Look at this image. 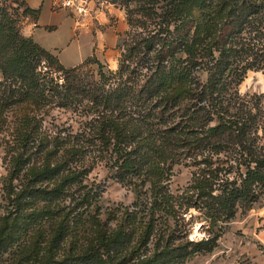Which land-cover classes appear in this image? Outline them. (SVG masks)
<instances>
[{
  "label": "trees",
  "instance_id": "16d2710c",
  "mask_svg": "<svg viewBox=\"0 0 264 264\" xmlns=\"http://www.w3.org/2000/svg\"><path fill=\"white\" fill-rule=\"evenodd\" d=\"M135 1L153 15L151 27L127 48L123 40L118 66L100 71V85H86L80 78L68 79L67 72L80 64L64 67L30 37L18 34L6 0H0V80L26 90L32 103L31 111L18 117L21 148L9 157L10 173L26 180L21 190L26 194H19L23 202L18 198L10 220L0 216V264H170L192 250L210 249L215 232L171 243L175 225L167 218L176 220L175 205L180 202L176 204L160 182L165 159L172 161L179 153L177 143L187 144V150L203 160L222 152L219 160L227 163L218 193L207 184L212 172H218L216 165L195 180L188 194L210 228L231 217L236 203L250 204L264 194V105L255 93L240 94L236 88L247 68L264 65L263 0H228L225 15L223 3L218 6L224 0ZM157 1L159 11L153 8ZM19 2L33 15L34 9ZM130 12L127 9L128 21ZM222 16L226 20L219 22ZM238 16L260 19L251 22L247 42L234 40L241 30L233 26ZM42 52L55 58L56 68L65 72L63 81L42 70ZM198 71L205 72L202 81ZM107 81L111 85L104 87ZM53 100L91 111L90 125L107 146L116 177L134 186L149 183L146 209H123L110 225L91 210L89 199L96 192L92 188L70 207L57 204L78 182L80 164L75 159L78 147L67 144L65 135L48 144L33 122L39 101ZM230 167L236 171L231 177ZM29 194L43 201L33 205ZM56 213L62 214L51 235L43 236L38 226L29 237L33 222L50 220Z\"/></svg>",
  "mask_w": 264,
  "mask_h": 264
},
{
  "label": "rangeland",
  "instance_id": "374dc122",
  "mask_svg": "<svg viewBox=\"0 0 264 264\" xmlns=\"http://www.w3.org/2000/svg\"><path fill=\"white\" fill-rule=\"evenodd\" d=\"M105 1L114 3L125 13L128 25L124 38L125 47L127 48L134 42H139L140 37L145 35L151 27L149 22L154 19L153 15L150 12L140 10L138 7L142 3L135 0L128 3L123 0ZM6 3L8 5L7 11L10 17L14 19L16 32L21 36H25L22 33L21 26L25 21V17L31 16L32 13L28 9H24L19 0H6ZM149 3L147 5H150ZM154 3V10L159 11L161 1ZM222 3L224 7L221 14L225 15L230 4L228 0H224V2H219L218 6ZM127 9H131L129 13L131 20L129 21ZM244 11H246V8ZM197 12L194 10L195 14ZM235 12L239 13L238 10H235ZM224 19L226 20V16L220 17L218 21L222 22ZM254 19L260 20L258 16H251V19L250 17L238 16L234 20L233 26H240L241 29L234 36L236 43L248 41V37L251 35L249 34L251 26H253L251 22ZM121 50L123 51V48ZM119 54L114 63L100 60L98 63V60L88 59L67 72L69 73L68 79L80 78L81 82H85L86 85H100L102 83V79L99 78L100 71L114 70L118 66ZM39 58L42 70H49L58 83L63 81L62 76L65 72L56 68L58 63L51 54L42 52ZM198 75L200 81H202L205 72L198 71ZM0 82V92L4 89V92L0 95V216L6 215L7 219L10 220L18 198L20 201L23 200L22 195L19 194H26V191L21 192L26 180L20 178V176L15 177L10 173L9 157L21 148L17 141L16 132L18 117L26 111L30 112L29 107L32 106V103L25 94L26 90H20L16 86L8 84L6 80H0ZM262 82H264V65L257 68L249 67L243 73L236 88L240 94L255 93L260 100L259 103L264 105V93L260 91ZM110 85L111 82L107 81L104 87ZM9 89H12V91L9 92ZM36 109V111L33 110L35 113V121L33 122L38 127L39 134L45 136L48 144L54 142L61 135H65L67 144H74L79 149L75 157L80 164L78 178H76L78 182H74L67 188V193L57 200V204L70 207L75 201H78L76 198L84 190L92 188L96 192L95 197L89 199L91 210H96L100 220L110 225L116 222L117 215L123 209L127 208L128 211L139 208L146 209L150 193L149 183L143 182L134 186L133 181H124L116 177L115 166L110 164L111 155L109 151L105 150L107 146L101 144L95 127L93 128L90 125L92 122L91 111L83 108L82 105L74 107L73 103H66L64 100H53L45 104L39 101ZM169 147H173V144H170ZM176 147L179 153L172 161L165 159V166L167 165V167L162 172L160 182L162 189L176 199V204L180 202L178 207L175 205L176 220L173 221L174 218L171 215H168L167 218L169 223L175 225L171 243H183L185 239L195 240L208 237L214 232L217 235L210 249L192 250L170 264H264V194L250 204H245L242 201L236 203L231 217L218 221L216 227L210 228L201 212L202 210L189 197L191 195L190 188L197 178L207 175L209 170L217 165L216 167L219 168L216 173L217 178L214 176L215 172H212L209 177L211 180L207 184L210 183L212 193H218L221 186L219 177H222L223 172H225L227 163H221L219 160L223 158L222 152L203 160L201 154H195L187 150V144L177 143ZM208 160L211 161L209 166L206 165ZM230 168L227 174H230L231 177V175H235L236 171L234 167ZM29 196L27 195V199L32 201L33 205L39 206L43 201L41 197L36 198L30 194ZM30 208L31 206L27 209ZM60 214L62 213H56V215L50 217V220L43 221L40 219L41 221L33 222L28 228L29 237L35 236V230L38 226L42 227L43 236L51 235L55 220L60 217ZM47 222L49 223L47 224ZM1 256L4 257L5 255ZM1 262H3L1 264H9L8 261L1 260Z\"/></svg>",
  "mask_w": 264,
  "mask_h": 264
},
{
  "label": "crops",
  "instance_id": "0c3cea01",
  "mask_svg": "<svg viewBox=\"0 0 264 264\" xmlns=\"http://www.w3.org/2000/svg\"><path fill=\"white\" fill-rule=\"evenodd\" d=\"M23 1L35 12L25 17L22 33L62 66H76L92 56L114 63L128 27L124 11L114 3L84 0V11L76 13L59 0ZM260 91L264 93V82Z\"/></svg>",
  "mask_w": 264,
  "mask_h": 264
},
{
  "label": "built area",
  "instance_id": "2783aa9c",
  "mask_svg": "<svg viewBox=\"0 0 264 264\" xmlns=\"http://www.w3.org/2000/svg\"><path fill=\"white\" fill-rule=\"evenodd\" d=\"M59 3L61 6L68 7L76 13H82L84 11V0H59Z\"/></svg>",
  "mask_w": 264,
  "mask_h": 264
}]
</instances>
